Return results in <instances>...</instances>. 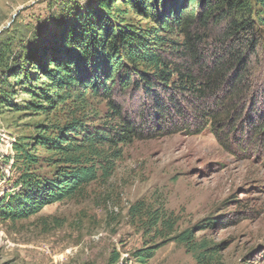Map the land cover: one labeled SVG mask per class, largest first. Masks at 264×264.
Masks as SVG:
<instances>
[{
  "label": "trees",
  "instance_id": "1",
  "mask_svg": "<svg viewBox=\"0 0 264 264\" xmlns=\"http://www.w3.org/2000/svg\"><path fill=\"white\" fill-rule=\"evenodd\" d=\"M255 1L257 9L252 0H97L96 7L68 11L46 38L49 46L40 38L23 59H13L12 75L31 88L30 109L59 107L69 117L37 126L34 142H12L4 161L20 164L21 172L0 195V221L27 218L79 194L98 169L108 170L119 145L132 141L209 127L227 144L225 130L232 134L230 126L246 116L241 125L264 146V0ZM128 8L148 23L130 22ZM5 81L0 76V88ZM89 99L104 102L109 120L85 124ZM35 146L56 155L50 175L31 172L39 161ZM151 217L154 225L160 219L156 211ZM193 230L172 240L184 243L197 264H210L221 246L195 242ZM154 250L134 256L144 264Z\"/></svg>",
  "mask_w": 264,
  "mask_h": 264
},
{
  "label": "rangeland",
  "instance_id": "2",
  "mask_svg": "<svg viewBox=\"0 0 264 264\" xmlns=\"http://www.w3.org/2000/svg\"><path fill=\"white\" fill-rule=\"evenodd\" d=\"M89 6L96 7L97 0H0V76L6 80L0 88V195L21 172L20 164L4 161L13 153L12 142L33 141L37 126L62 125L69 117L59 107L45 113L30 109L31 88L12 75L13 59H23L40 38L41 46H49L46 38L64 15ZM126 18L148 23L130 8ZM89 104L91 112L81 115L85 124L109 120L104 102ZM241 122L245 125L246 116L230 126L232 134L225 130L227 144L206 127L196 135L119 145L108 170L98 169L79 194L27 218L0 221V264H142L134 252L148 247L155 250L144 264H197L184 243L172 240L186 229L197 230V243L221 246L210 264H264V146L250 140V128ZM33 153L39 161L31 172L53 173L56 155L40 146ZM155 211L160 219L154 225Z\"/></svg>",
  "mask_w": 264,
  "mask_h": 264
}]
</instances>
